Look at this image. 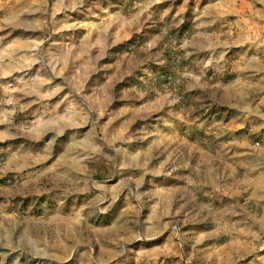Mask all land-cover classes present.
<instances>
[{"label": "rangeland", "instance_id": "obj_1", "mask_svg": "<svg viewBox=\"0 0 264 264\" xmlns=\"http://www.w3.org/2000/svg\"><path fill=\"white\" fill-rule=\"evenodd\" d=\"M0 264H264V0H0Z\"/></svg>", "mask_w": 264, "mask_h": 264}]
</instances>
